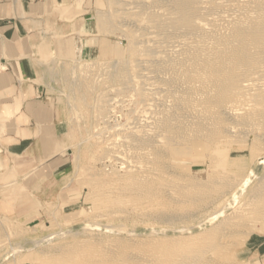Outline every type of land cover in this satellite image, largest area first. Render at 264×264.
Instances as JSON below:
<instances>
[{
    "label": "rangeland",
    "instance_id": "374dc122",
    "mask_svg": "<svg viewBox=\"0 0 264 264\" xmlns=\"http://www.w3.org/2000/svg\"><path fill=\"white\" fill-rule=\"evenodd\" d=\"M116 2L122 0H47L26 57L53 123L44 127L40 165L17 161L0 176V264H245L250 243L264 238L260 134L247 140L235 134L211 158L174 148L173 161H158L162 168L122 161L121 127L145 118L134 109L133 92L108 75L127 48ZM148 168L164 176L143 186Z\"/></svg>",
    "mask_w": 264,
    "mask_h": 264
},
{
    "label": "bare ground",
    "instance_id": "6f19581e",
    "mask_svg": "<svg viewBox=\"0 0 264 264\" xmlns=\"http://www.w3.org/2000/svg\"><path fill=\"white\" fill-rule=\"evenodd\" d=\"M116 4L122 8L127 48L112 63L118 69L108 66V75L122 80L123 91L133 92L134 109L145 118L121 127L122 161H152L149 165L162 168L158 161H173L172 149L184 146L195 153L209 152L211 158L212 149L235 134L246 140L260 134L264 143V0H122ZM121 94L120 99L129 101L128 94ZM108 114L102 113L104 119ZM158 171L146 169L143 186L164 176V171ZM249 182L247 178L237 184L233 200Z\"/></svg>",
    "mask_w": 264,
    "mask_h": 264
},
{
    "label": "crops",
    "instance_id": "0c3cea01",
    "mask_svg": "<svg viewBox=\"0 0 264 264\" xmlns=\"http://www.w3.org/2000/svg\"><path fill=\"white\" fill-rule=\"evenodd\" d=\"M48 5L47 0H0V119H6L7 125L0 142V176L8 174L17 161L40 165L44 156L40 148L44 127L53 119L26 56L33 53L31 44L38 38L35 28ZM2 125L0 121V129ZM32 157L35 162L31 163ZM250 245L244 263L264 264V238H255Z\"/></svg>",
    "mask_w": 264,
    "mask_h": 264
}]
</instances>
